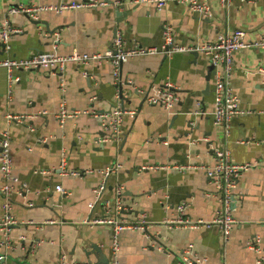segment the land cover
Masks as SVG:
<instances>
[{"label": "crops", "instance_id": "obj_1", "mask_svg": "<svg viewBox=\"0 0 264 264\" xmlns=\"http://www.w3.org/2000/svg\"><path fill=\"white\" fill-rule=\"evenodd\" d=\"M62 1L0 0V22L13 4L58 5ZM104 1L106 4L98 7L42 10L38 18L10 15L12 24L21 31L12 36L9 52L0 46V58L49 51L56 31L62 54L103 52L110 48L115 30L124 34L129 47L137 43L161 47L163 24L173 27L175 41L180 44L213 40L238 28L246 31L247 42L264 37V0H234L226 7L211 0V17L177 2L161 10L149 4L127 3L119 9L126 14L119 16L115 0ZM234 65L233 87L247 113L232 118L228 136L213 123L215 71L208 56L199 52L132 57L122 64L119 85L107 62H71L62 73L47 68L18 69L9 92L7 70L0 67V130L11 132L13 173L19 179L16 187L28 184V189L13 192L12 213L19 222L12 228V246L2 244L0 229L4 264L109 261L113 229L86 221L104 214L103 198L112 197L118 185L124 186L127 205L120 217L133 222L144 219L146 223L144 229L120 232L118 264H189L182 259L189 244L207 259L205 264H257L261 254L264 256V49L236 51ZM62 79L66 82L64 92L60 89ZM167 80L174 84L180 100L171 109L149 104L145 97L150 87ZM64 97L71 111L91 108L106 112L122 105L135 113L124 115L121 139L101 141L106 132L95 116L79 114L64 123L59 121L55 113ZM43 110L48 113H41ZM8 112L39 114L23 123H8ZM216 148L229 149L234 161L253 163L237 183V222L226 245L217 226L185 228L166 221L177 215L176 208L182 202L188 204L189 217L212 219L220 201L205 167L215 163ZM63 153L67 168L83 172L81 175L61 174ZM169 163L203 168H152ZM116 164L119 168L108 178V191L96 201L101 170ZM4 181L0 170V186ZM58 184L66 193L56 190ZM3 202L0 192V220ZM257 236L262 253L250 246Z\"/></svg>", "mask_w": 264, "mask_h": 264}, {"label": "built area", "instance_id": "obj_2", "mask_svg": "<svg viewBox=\"0 0 264 264\" xmlns=\"http://www.w3.org/2000/svg\"><path fill=\"white\" fill-rule=\"evenodd\" d=\"M234 0H218L219 4L223 7L230 5ZM242 3L256 2L258 0H238ZM170 2H177L188 6L191 10L206 16H212V3L211 0H115L116 8L122 9L127 3L133 4H149L154 6L157 10H161ZM106 4L104 0H79V1H62L58 5H41L29 3H17L9 6L8 16L0 22V43L6 52L11 49L12 36L21 31L17 26L11 22L10 15L23 13L33 18H38L42 10H55L61 12L65 9H80L98 7ZM164 43L161 47H143L140 44H133L127 46V41L121 31H116L113 48H108L103 52H79L74 50L69 54H62L58 51L60 42L59 32L56 31L52 34V49L45 52L33 53L27 57H11L6 56L0 58V67H4L8 73L9 92H11L12 84L16 79L15 71L18 69H37L47 68L53 73H62L65 67L75 62L77 64H90L92 62H107L112 66L113 78L115 84L121 83L120 72L124 62L130 58L144 55L154 54L161 52L171 56L176 52H199L205 54L210 59L211 63L215 65V109L213 110V123L215 126L221 128L228 136L231 131L232 118L237 114L247 113L240 105V98L236 94L232 79L234 74V54L236 51L247 47H258L264 49V37L247 42L246 31L242 28L235 29L231 33L221 34L217 38L208 41H196L188 44H180L175 41L173 27L170 24H163ZM61 91H65L66 82L62 79L60 84ZM146 101L153 105H162L165 109H171L175 103L180 100L178 92L175 90L174 84L167 80L161 85H153L148 90ZM41 113H48L43 110ZM135 111L127 109L122 105H116L111 110L106 112H99L91 108L83 110H69L66 106L65 97L60 105L59 111L55 113L56 117L61 123H64L66 118L75 117L79 114H90L100 119L101 126L105 130V136L101 137V141L110 139H121L122 129L121 122L125 114H134ZM39 114V113H38ZM36 113H15L8 112L6 114V121L8 123H23L26 119H32L38 116ZM216 161L210 166H206V172L209 182L215 189V194L218 195L220 205L217 207L214 216L210 220L206 219H193L187 215L188 204L182 202L178 204L176 210L177 215L170 218L167 223L170 226H182L185 228H200L217 226L221 232V242L226 245L230 239L232 230L237 222L234 216V209L238 204L239 193L237 192V183L239 178L250 170L253 166L251 162H237L232 158L231 151L227 148L215 149ZM66 155L63 153L62 161L59 165L61 174H72L75 176L81 175L83 172L78 170H69L67 168ZM170 168L179 171H184L189 168H197L203 166L187 165L180 163H169L164 165L152 166V168ZM119 168V164L106 166L101 170L102 179L100 184L95 189L96 201L101 199L103 194L108 191L109 184L108 178L114 174ZM147 168L143 166L142 169ZM0 170L5 178L4 183L0 186V192L3 196V209L4 214L0 220V229L3 234V242L5 246H12V228L19 221L12 213L13 207V192H17L16 188L24 187L28 189L26 182L21 183L19 187V179L13 173V160L11 152V132L10 130H0ZM86 171V170H85ZM89 171V170H88ZM56 190L66 193L62 185L58 184ZM112 197L103 198L104 214L97 215L86 222L91 225H105L113 229V247L112 256L107 264H118L117 253L120 246L119 234L124 229H144L146 228L145 220L137 222L129 221L120 217V214L127 209V205L123 200L124 186L118 185L113 190ZM51 220L50 222H53ZM261 238L257 236L251 241L250 246L259 253H262L260 246ZM65 256L61 257L64 263ZM182 259L189 264H205L206 258L199 256L194 252L193 244H189L182 252ZM264 261V256L261 254L257 264ZM0 264L4 262L0 258ZM73 264H89L87 262H75ZM223 264H231L224 262Z\"/></svg>", "mask_w": 264, "mask_h": 264}, {"label": "water", "instance_id": "obj_3", "mask_svg": "<svg viewBox=\"0 0 264 264\" xmlns=\"http://www.w3.org/2000/svg\"><path fill=\"white\" fill-rule=\"evenodd\" d=\"M117 9H118V8H117ZM117 14H118L119 16H121V15L124 16V15L126 14V12L120 11V10L118 9V10H117ZM115 32H116V30H115ZM114 39H115V35H114ZM114 39H113V41H112V43H111V45H110V48H112L113 50H114V48H113ZM0 46H3V45L0 43ZM196 53H198V52H196ZM211 68L215 71V65H214L213 63H211ZM119 92H120V96L123 98V88H122L121 85H120ZM94 248L97 249L96 246H94ZM106 262H108V259H107V260H103V259H102V261H100L99 264H106Z\"/></svg>", "mask_w": 264, "mask_h": 264}]
</instances>
